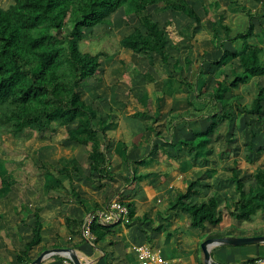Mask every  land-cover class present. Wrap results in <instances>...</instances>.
I'll use <instances>...</instances> for the list:
<instances>
[{
  "label": "crops",
  "instance_id": "0c3cea01",
  "mask_svg": "<svg viewBox=\"0 0 264 264\" xmlns=\"http://www.w3.org/2000/svg\"><path fill=\"white\" fill-rule=\"evenodd\" d=\"M188 1L201 22L180 10L159 11L157 5L149 6L154 20L167 31V62L157 53L150 62L122 46V39L136 29L146 32L128 6L115 11L110 23L85 30L84 41L100 45L105 39L111 45L94 51L103 53L100 66L80 91L98 109L99 117L109 121L99 137L114 176L91 169L93 159L86 145L68 139V130L78 126V117L54 132L29 127L27 151L37 153L39 164L70 168L76 162L78 169L72 171V182L66 173L58 174L62 187L47 190L44 173L33 172L26 183L17 182L6 195H0V264H32L54 248H71L82 264H142L138 248L144 245L164 259L150 264H205L201 244L208 238L264 235V211L245 221L231 214L232 201L238 197L234 168H238L246 191L256 185L257 170L264 169V101L261 113H246L260 87L264 88V75H247L239 57H228L223 65L213 63L224 49L243 53L252 45L264 52V0ZM243 6L254 14L255 34L245 41L233 40L249 24ZM236 75L246 79L226 92L230 102L223 106L213 90L218 81L227 78L231 82ZM224 111L231 117L205 135L215 112ZM3 138L11 152L18 149L12 134ZM203 138L210 140L206 157H194L186 148L175 147L180 139L198 143ZM135 174L145 177L135 180ZM71 184L79 195L69 193ZM2 186L0 177V189ZM189 186L188 197L193 202L219 195L223 213L219 223L192 226L187 211L170 205ZM116 198L129 206L131 222L107 224L105 237L96 239L94 234L95 239L86 238L82 226L87 215ZM37 208L41 241L19 261V253L33 239ZM68 217L74 222L68 224ZM210 251L211 264H256L264 255V241L216 242ZM66 259L72 260L69 255L52 254L41 264H65Z\"/></svg>",
  "mask_w": 264,
  "mask_h": 264
},
{
  "label": "trees",
  "instance_id": "16d2710c",
  "mask_svg": "<svg viewBox=\"0 0 264 264\" xmlns=\"http://www.w3.org/2000/svg\"><path fill=\"white\" fill-rule=\"evenodd\" d=\"M238 3L237 0H231ZM157 5L159 11L167 9L180 10L201 22V17L189 4L188 0H15L8 7H0V142L5 134L15 138H23L29 127L41 132H54L62 124H69L79 118L78 126L68 130V139L78 141L87 147L93 159L91 169L104 176H114L108 170L109 159L102 150L99 132H105L109 121L99 117L98 109L83 99L80 88L82 83L96 73L100 66L102 52L89 53L81 50L80 43L84 39L87 28L98 24L110 23V16L123 6L139 18L140 25L146 29H136L121 41L122 46L132 48L137 54L153 62V53L160 54L162 60H168V39L166 28H161L154 20L149 6ZM219 6L218 2L214 4ZM241 10L250 17L247 29L233 40H247L254 35V23L248 7ZM67 19L71 22V30L63 36ZM263 48L247 45L243 53L224 49L223 56L213 63L223 65L228 57H239L247 75H264ZM245 77L236 75L231 82L227 78L218 81L213 93L215 99L227 105V91L245 81ZM189 88L191 84L188 85ZM187 86V87H188ZM264 88L260 91L250 109L246 113L263 111ZM231 114L215 112L213 123L205 135L214 132L219 123L229 119ZM209 138L198 143L194 140L180 139L175 147L186 148L194 157L207 155ZM126 152V149H124ZM146 159L140 161L144 162ZM77 163L72 167H57L50 162H42L38 166L44 173L47 190L64 186L58 174L66 173L73 181L72 171H77ZM8 173V174H7ZM0 177L3 186L0 195H6L18 181L8 170L5 161L0 158ZM145 177L135 174V180ZM257 183L248 191L234 168L233 179L236 182L238 197L232 201V215L240 220H250L259 210L264 211V169L259 168L255 174ZM179 193L171 202L174 208L179 207L190 214L191 225L204 227L206 221L219 223L223 213L219 211V195L210 196L207 200L193 202L188 193ZM69 193L79 195L71 184ZM36 222L33 228V239L27 243L26 250L19 253L18 260L35 244L41 241L42 223L40 208L35 212ZM74 219L68 217V224ZM96 239H101L109 232L108 226L100 221L91 226Z\"/></svg>",
  "mask_w": 264,
  "mask_h": 264
},
{
  "label": "rangeland",
  "instance_id": "374dc122",
  "mask_svg": "<svg viewBox=\"0 0 264 264\" xmlns=\"http://www.w3.org/2000/svg\"><path fill=\"white\" fill-rule=\"evenodd\" d=\"M14 1L15 0H0V7L6 8L10 4H12ZM71 25L72 24L70 20L67 19V23L65 27L61 31V34L63 36H67L69 34L71 30ZM102 43H105V39L101 40L100 45L95 42L88 43V41L82 40L80 43V47L82 51L93 53V54H95L94 51L98 49L105 50L111 47V45H108L106 43L102 44ZM112 43L113 45H115V40H113ZM63 125H66V124L59 125L57 128ZM25 137L26 136H24L23 138H16V141H15L16 143L14 144V146L17 147L18 149L12 152L9 150V148H7V144L5 143L4 138L2 142H0V158H2L5 161V164L10 167L9 169L10 172L16 177V180L18 179L17 181L19 183H26L33 172H36V173L41 172L38 166L41 165L42 162L39 164L36 161L35 158L37 156V153L35 151H32V153L30 151H27ZM240 139L243 141L244 137L241 136ZM3 157H8V158H3Z\"/></svg>",
  "mask_w": 264,
  "mask_h": 264
},
{
  "label": "built area",
  "instance_id": "2783aa9c",
  "mask_svg": "<svg viewBox=\"0 0 264 264\" xmlns=\"http://www.w3.org/2000/svg\"><path fill=\"white\" fill-rule=\"evenodd\" d=\"M100 221L103 224H116L131 222V211L129 206L123 202L122 199L116 198L112 200L107 206L94 210L89 213L83 222V234L86 238L95 239L91 226L93 222ZM139 257L142 264H150L152 261L164 262V259L154 252L148 246H140L138 248ZM65 264H74L72 260L66 259ZM256 264H264V255L258 258Z\"/></svg>",
  "mask_w": 264,
  "mask_h": 264
},
{
  "label": "water",
  "instance_id": "95a60500",
  "mask_svg": "<svg viewBox=\"0 0 264 264\" xmlns=\"http://www.w3.org/2000/svg\"><path fill=\"white\" fill-rule=\"evenodd\" d=\"M264 241V235L260 236H246V237H219V238H208L204 242H202L201 247L204 252L205 264H211V246L216 242H225L232 244H246L253 242H261ZM63 254L69 255L74 264H82L78 256L73 252L71 248H54L44 251L39 257H37L32 264H41L42 261L49 255L52 254Z\"/></svg>",
  "mask_w": 264,
  "mask_h": 264
},
{
  "label": "bare ground",
  "instance_id": "6f19581e",
  "mask_svg": "<svg viewBox=\"0 0 264 264\" xmlns=\"http://www.w3.org/2000/svg\"><path fill=\"white\" fill-rule=\"evenodd\" d=\"M59 128H60V127H59ZM2 147H3V146H2ZM2 149H3V148H2ZM2 149H1V150H2ZM22 151H23V150H22ZM17 161H18V160H17ZM7 174H8V173H7ZM107 180H108V179H107ZM250 261H251V260H250Z\"/></svg>",
  "mask_w": 264,
  "mask_h": 264
}]
</instances>
